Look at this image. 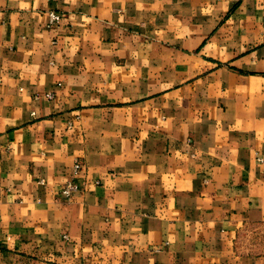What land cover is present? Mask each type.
Here are the masks:
<instances>
[{"label":"crops","instance_id":"1","mask_svg":"<svg viewBox=\"0 0 264 264\" xmlns=\"http://www.w3.org/2000/svg\"><path fill=\"white\" fill-rule=\"evenodd\" d=\"M0 264H264V0H0Z\"/></svg>","mask_w":264,"mask_h":264},{"label":"built area","instance_id":"2","mask_svg":"<svg viewBox=\"0 0 264 264\" xmlns=\"http://www.w3.org/2000/svg\"><path fill=\"white\" fill-rule=\"evenodd\" d=\"M61 19V15L57 12H51V20L54 23H58ZM48 96H52L51 93H48ZM81 169V163L79 161H75L73 164V169H72V178L66 181L61 189L60 193L63 194L66 197H70V195L74 192L77 191L80 186L79 183L76 181V176L79 174Z\"/></svg>","mask_w":264,"mask_h":264}]
</instances>
